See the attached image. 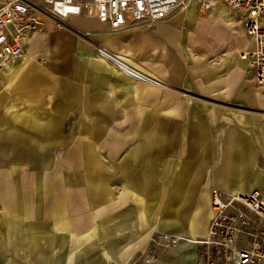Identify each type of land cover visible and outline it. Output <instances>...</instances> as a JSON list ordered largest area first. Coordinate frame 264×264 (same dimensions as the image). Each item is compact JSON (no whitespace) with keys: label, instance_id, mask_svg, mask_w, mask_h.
<instances>
[{"label":"crops","instance_id":"crops-1","mask_svg":"<svg viewBox=\"0 0 264 264\" xmlns=\"http://www.w3.org/2000/svg\"><path fill=\"white\" fill-rule=\"evenodd\" d=\"M205 16L113 32L36 15L0 69V259L128 264L170 235L176 252L156 264H193L212 189L264 199V90L239 58L253 43L235 15Z\"/></svg>","mask_w":264,"mask_h":264},{"label":"built area","instance_id":"built-area-1","mask_svg":"<svg viewBox=\"0 0 264 264\" xmlns=\"http://www.w3.org/2000/svg\"><path fill=\"white\" fill-rule=\"evenodd\" d=\"M191 4L200 14L223 10L240 20L253 45L239 58L245 61L256 87L264 90V0H41L38 5L30 0H6L0 8V69L21 57L24 40L40 27L36 15L51 19L57 27L64 26L70 16H82L114 32L140 22H159ZM104 59L120 69L116 61ZM210 208L207 234L195 244V264H264V199L260 194L212 189ZM177 241L174 236L161 235L149 247L164 250Z\"/></svg>","mask_w":264,"mask_h":264},{"label":"rangeland","instance_id":"rangeland-1","mask_svg":"<svg viewBox=\"0 0 264 264\" xmlns=\"http://www.w3.org/2000/svg\"><path fill=\"white\" fill-rule=\"evenodd\" d=\"M188 9H190V10L193 9L194 12H195V14H196V16L198 18H200L202 21H210L207 18H205L206 17L205 16L206 14H200L192 4H191V6L188 7ZM190 26H191V28H194V31H196L195 29H197L198 27H200L201 24H199L197 22H194V24H190ZM206 27H208V25H206ZM196 54H199V53L196 52ZM177 245H178V241L176 242V244L170 245V246H168L164 250L167 251V252H171V254L172 253H175L176 252ZM161 251L162 250H160V248H158V247H154V248H150L149 247L148 250H147V252L145 254H143V255L140 254L141 256L140 255L138 256V259H132L130 262L129 261H127V262H129L128 264H156V262L160 258ZM186 252H187V255L185 254V257L184 258L189 257V255L191 254V252H188V251H186ZM149 253H151V254H149ZM7 256H8L7 258L0 259V264H33V260L32 259H20V260L15 261L12 258H10V256H11L10 253ZM27 256H29V255H27ZM147 256H149L150 259ZM196 258H197V254H195L194 258L191 260V261H193V264H195ZM149 261H151V262H149Z\"/></svg>","mask_w":264,"mask_h":264},{"label":"bare ground","instance_id":"bare-ground-1","mask_svg":"<svg viewBox=\"0 0 264 264\" xmlns=\"http://www.w3.org/2000/svg\"><path fill=\"white\" fill-rule=\"evenodd\" d=\"M99 52V50H97V55L100 57V58H109V59H111V60H114V61H116L117 62V64L119 65V67H120V69L122 70V71H124L125 73V75L127 76V77H129V78H131V79H133V80H136V81H143V82H145V83H149V84H155V82L154 81H152V80H150V79H148L147 77H145L143 74H141V73H139L138 71H135V70H133V69H131V68H129V67H127V66H125V65H123L124 63H122V62H120L119 60H117V59H115L114 57H111V56H109V55H107L106 53H104L103 51H101L100 50V53H98ZM12 62H10V63H8V65L9 64H11ZM8 67V66H7ZM156 85V84H155ZM183 245V244H182ZM185 245H189L188 243L187 244H185ZM191 247V246H190ZM185 254L187 255V252H184V257H185Z\"/></svg>","mask_w":264,"mask_h":264}]
</instances>
